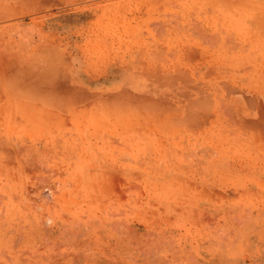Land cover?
<instances>
[{
  "label": "rangeland",
  "instance_id": "1",
  "mask_svg": "<svg viewBox=\"0 0 264 264\" xmlns=\"http://www.w3.org/2000/svg\"><path fill=\"white\" fill-rule=\"evenodd\" d=\"M0 73V264H264V0H0Z\"/></svg>",
  "mask_w": 264,
  "mask_h": 264
},
{
  "label": "bare ground",
  "instance_id": "2",
  "mask_svg": "<svg viewBox=\"0 0 264 264\" xmlns=\"http://www.w3.org/2000/svg\"><path fill=\"white\" fill-rule=\"evenodd\" d=\"M3 73H4V72H3ZM0 74H1V73H0ZM4 78H5V77H4ZM4 78H3V79H4ZM5 79H6V78H5ZM3 81H4V80H3ZM4 83H5V81H4ZM8 86H9V85H8ZM13 86H14V85H13ZM15 87H16V86H15ZM13 88H14V87H13ZM5 90H7V89H5ZM12 90H13V89H12Z\"/></svg>",
  "mask_w": 264,
  "mask_h": 264
},
{
  "label": "crops",
  "instance_id": "3",
  "mask_svg": "<svg viewBox=\"0 0 264 264\" xmlns=\"http://www.w3.org/2000/svg\"><path fill=\"white\" fill-rule=\"evenodd\" d=\"M211 264H216V263H211ZM219 264H225V263H221V262H220Z\"/></svg>",
  "mask_w": 264,
  "mask_h": 264
}]
</instances>
